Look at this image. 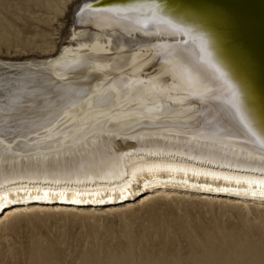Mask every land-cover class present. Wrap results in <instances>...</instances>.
I'll use <instances>...</instances> for the list:
<instances>
[{
  "label": "bare ground",
  "instance_id": "bare-ground-1",
  "mask_svg": "<svg viewBox=\"0 0 264 264\" xmlns=\"http://www.w3.org/2000/svg\"><path fill=\"white\" fill-rule=\"evenodd\" d=\"M156 2L158 20L80 0L67 42L0 56V227L156 189L264 203V0Z\"/></svg>",
  "mask_w": 264,
  "mask_h": 264
},
{
  "label": "rangeland",
  "instance_id": "rangeland-1",
  "mask_svg": "<svg viewBox=\"0 0 264 264\" xmlns=\"http://www.w3.org/2000/svg\"><path fill=\"white\" fill-rule=\"evenodd\" d=\"M78 2L0 0V56H40L67 42ZM178 190L73 210L25 206L0 227V264H264L263 202Z\"/></svg>",
  "mask_w": 264,
  "mask_h": 264
},
{
  "label": "snow or ice",
  "instance_id": "snow-or-ice-1",
  "mask_svg": "<svg viewBox=\"0 0 264 264\" xmlns=\"http://www.w3.org/2000/svg\"><path fill=\"white\" fill-rule=\"evenodd\" d=\"M145 8L148 9V14L154 20L160 19L161 9L156 0H128V6L126 7H109L106 9H100L101 12L116 13V14H137L144 12ZM81 14L92 13V5L89 3H84L83 7L79 9ZM236 113L238 114L239 122L249 131L252 132V135H256L252 131L251 121L249 117L246 116L243 112V102L240 99L239 93H237V100L234 103ZM262 135H264V129H262ZM261 145H264V138L260 139Z\"/></svg>",
  "mask_w": 264,
  "mask_h": 264
}]
</instances>
